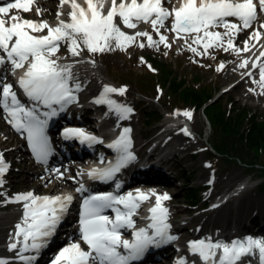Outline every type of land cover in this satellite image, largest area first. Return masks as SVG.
I'll list each match as a JSON object with an SVG mask.
<instances>
[{"label":"snow or ice","instance_id":"1","mask_svg":"<svg viewBox=\"0 0 264 264\" xmlns=\"http://www.w3.org/2000/svg\"><path fill=\"white\" fill-rule=\"evenodd\" d=\"M106 3L108 0H84L85 6H82L77 0H60V7L67 4L71 11L68 13V21L60 19L62 13L58 11L56 26L49 25L47 21L34 22L10 14L13 9L25 13L31 11L34 0H14L6 6H0V67L7 63L14 72L23 69L17 86L32 104L26 107L13 90V85L0 80V110L12 129L24 134L38 163H45L52 154L46 133L49 120L64 111L67 105L76 102L75 93L81 90L79 83L73 84L72 65H61L58 62L60 57L57 53L61 44L67 45L72 57H78L85 49L90 55H95L115 49L126 50V46L133 44L140 49L146 46L159 48L161 45L170 49L168 36L161 31L164 29L173 33L174 39L184 40L189 51L203 58L211 56L210 50H222L240 57L241 53L251 52L264 39V33L259 30L264 29L262 23L244 41L243 48L235 43L239 33L252 28L257 20V4L254 0H180V6H173L171 10L164 6L163 0H119V3L110 0V6L105 12ZM258 6L259 11L264 13V0H258ZM36 11L40 15L41 10L37 8ZM117 18L127 29H136L139 23L150 24L152 32L126 34L118 25ZM230 18L239 23L232 22ZM169 19L172 21L171 27L166 28ZM219 28L224 31H217ZM45 30L46 35L32 34ZM152 33L158 39H154ZM189 38L191 43H188ZM253 41L255 43H251ZM90 63L94 64L95 61ZM224 67L221 63L217 71ZM237 68L246 70L241 75L247 76L253 84L258 83L260 94L264 95V51L255 60L242 59ZM257 70L258 81L254 77ZM249 91L256 90L253 88ZM125 92L126 88L117 89L105 85L94 102L106 104L118 118L128 119L133 112L132 108L118 104L109 96L112 93L123 95ZM175 115L191 120L193 114L185 111ZM130 131V128L125 127L119 138L108 145L116 152L115 161L107 162L103 168L92 169L88 173L89 178L112 181L135 159L130 151ZM182 132L190 134L187 128L182 129ZM64 138L79 139L81 143L88 144L102 143L95 136L79 129H65ZM9 169L10 165L3 153H0V189L5 184L4 177ZM59 175L63 176L62 173ZM116 187L119 189L120 185ZM85 190L82 184L77 188V192ZM151 195L155 196V204L149 209L151 222L138 229L133 216L137 214L140 203L149 198L148 194L106 193L85 198L80 212L79 232L87 250L81 243L73 242L60 251L53 264H132L141 259L149 248L176 239L170 234L171 226L167 223L168 209L162 206V202L170 197L167 194ZM0 196L5 197V204L20 203L23 207L22 220L15 225L14 234H10L8 250L16 253L20 264H33L37 256L25 253H39L46 246L67 213L73 197H41L31 191L16 194L12 198L0 192ZM109 210L115 214L114 217L105 214ZM122 230H131L132 239H124ZM189 247L191 254L198 256L202 264H242L245 257L255 256L257 252L259 264H264V240L260 239L248 237L228 243L201 239L190 242ZM0 264L12 262L0 259Z\"/></svg>","mask_w":264,"mask_h":264},{"label":"rangeland","instance_id":"2","mask_svg":"<svg viewBox=\"0 0 264 264\" xmlns=\"http://www.w3.org/2000/svg\"><path fill=\"white\" fill-rule=\"evenodd\" d=\"M173 2L174 0H171V3H168V0H166L167 7L172 9L175 4ZM62 8L59 5L54 12L52 11L51 14L53 15L48 16L49 20H56V13L58 11L61 12V10L63 12ZM35 12L36 9H33L30 13H26L24 18L31 19L32 16L30 14L34 15ZM16 14L19 15L18 13ZM62 17L63 13L60 19ZM42 20L47 21L48 18L42 16ZM53 22L49 21L52 24ZM260 24L259 21L253 28H258ZM170 27L171 20L169 19L166 22V28ZM148 28L151 29L150 24L140 30L145 31ZM161 31L164 34H169L170 49L163 45L159 46V48L146 46L144 49H140L136 44H133L130 47L126 46V50L115 49L95 55L82 52L78 57L74 58L77 61H85L89 63L88 65L93 66L87 69V72L77 75L78 79L83 78L80 91L85 87L88 88V90L83 89L85 91L83 96L85 99L88 100L90 97L99 96L107 83H113L119 88H126V92L123 95L118 94L116 98L123 102H134L135 106H137L135 111L137 116L134 118L136 129L133 126L131 128L136 135V142L143 143L146 142L143 138L147 139L148 137L150 140L155 136L159 129L162 128L161 125L165 123L164 120L168 115H175L177 112L183 113L185 111H190L193 114L190 122L198 133H193L188 141L195 143L196 147L180 155V157L178 156L180 160L176 161L175 173L172 177L164 179L169 184L145 186L144 188L146 191L159 189L163 194H167L170 199L166 202L173 216L176 219L185 220L184 224L188 225L187 231L182 234L183 241L173 246L178 249L184 241L190 240V237H193L196 232L204 235L205 232L207 234L209 231L214 230L216 226L230 229L234 225H236L235 230L237 232H241V230L245 232V224L248 223L250 218H254V215L257 214L259 218L264 219V191H260V187L264 182L262 177L258 176L255 171H248L245 166L236 162V159L229 164H226L225 161L217 163L211 152L212 145L214 146V140L216 139L214 129L211 126V121L215 118V112L222 111L233 118L238 113V110L245 109L246 112L257 115L256 121H261L264 119V100L258 104L257 95L260 89H256L251 84V79L249 83H244L240 89L227 90V87L230 86V89L235 84L239 76L233 74L225 79V73L229 70L232 72L233 66L243 55L232 57L229 53H225L222 50H210L211 56L202 58L189 51L184 40L174 39V34L164 29H161ZM150 32H152V29ZM152 34L154 39H158L155 33ZM249 35V31L239 33L236 38V45L238 47L243 46ZM60 48L57 53L58 57L69 55L66 44ZM92 60L95 61L94 64L90 63ZM221 63L225 65L227 70L217 71ZM161 65H166L168 70L173 71L172 77H176L177 83L183 79L184 87L188 86V88L195 89L199 93H205L208 97L200 104L207 102L212 96L213 98L203 107H199L200 104L193 101L184 104V99L179 94L182 88L175 92L177 89H170L169 82L162 81V78H165L163 76L165 68ZM94 79L95 81L93 82ZM97 80L101 81L102 90L96 92L95 85ZM253 88H255L256 94L249 91V89ZM247 94L252 95H250L251 97H243ZM205 108L206 112L204 113ZM207 111H210V115L207 114ZM153 112H160L162 120L159 122L154 121L152 126L145 127L147 124L146 114ZM249 118L248 115V118L242 123V130L247 131L250 129ZM5 139L10 142L7 148L1 145ZM172 144L175 146L178 144L176 139ZM12 149L18 153L14 156L5 157V152ZM0 153H3L6 162L10 165L9 173L5 176V186L0 189V192H4L6 196L8 195L7 197L12 198L16 194L29 191L49 193L62 190L63 186L57 183L54 177L41 184V182L45 181L43 177H46L47 174L39 173L38 168L30 163L27 154L24 152V147L19 142V138L10 133L1 122ZM170 181L174 182L170 183ZM215 184L217 185L215 186ZM239 185H242L239 188L241 191H238L230 205L227 204L228 202L224 203L222 201L221 203L223 204L220 206H216L214 209L207 207L208 209L204 211L202 209L205 206L204 201H201L200 206L196 209L190 206V202H188L187 195L190 192V188H202L201 197L207 201L213 200L219 195L222 196L228 187L238 188ZM206 186L209 187L208 190H203V187ZM247 198L248 204H245ZM4 199V196H0V257H9V255H13L7 250L9 235L11 234L9 226L12 222L19 219L20 205L14 203L5 205ZM202 227L205 229L199 231ZM227 232L229 233V231Z\"/></svg>","mask_w":264,"mask_h":264},{"label":"bare ground","instance_id":"3","mask_svg":"<svg viewBox=\"0 0 264 264\" xmlns=\"http://www.w3.org/2000/svg\"><path fill=\"white\" fill-rule=\"evenodd\" d=\"M58 2H59V0H34V4L32 5L33 8L34 9L39 8L41 10V12H40V15H37V11H36L35 14H34L35 16L33 14H30V16H32V20L31 19H28V20H31V21H34V22H40L42 16H46L48 18V20H47L48 23H49V21H52V22L54 21L53 24L52 23H49V25L56 26V24L58 23V20L57 19L56 20H49V17L48 16H52L53 14H51V12L52 11L54 12V10L59 7L60 3L58 4ZM77 2L80 3L82 6H85L84 5V0H77ZM175 5H176L175 7H179L180 6V0H177V2L175 3ZM109 6H110V0H108V3H106V5H105V12L107 11V9H108ZM46 7H47V9H46ZM62 9H63V12L61 10V13H63V17L61 19L62 20H65V21H68V19H69L68 13L71 11V8H70L69 5L65 4ZM117 23H118V18H117ZM118 25L121 27V29L126 34H129V35H134L135 32L142 31L140 29H143V28H145L147 26V24H145V23H139V25H138V27L136 29H127L120 22L118 23ZM216 30L217 31H221V32L224 31L223 28H219V29H216ZM259 30L262 33H264V29H259ZM145 31L150 32L151 29L148 28V29H145ZM32 34L33 35H46L47 32L45 30L44 32H41V33H32ZM165 35L169 36L168 33H166ZM176 40H181V39H176ZM188 43H191V38L188 39ZM235 43H236V41H235ZM251 43H255V42L253 41ZM61 45H65V44H61ZM261 45H264V39H261L260 42L258 44H256L255 47L252 48V51L251 52L241 53V55H243V56L240 57L238 59V61L236 62V64L233 66V70H231L232 72H230V70H229V71H227V73H225V79L231 77L233 74L234 75L236 74V75L239 76V79L235 82V84L230 89H229L230 86L227 87V90L229 89L228 91H232V89H235V90L240 89V88L243 87L244 83H249L250 82V79L247 76H242L241 75V72L242 71H246V70L238 69L237 68V64L240 63V61L242 59H245V58L250 59V60H255L256 57H258L260 55V52L261 51H264V47H261ZM243 47H244V45L241 46L240 48H243ZM82 52H87V50L85 49ZM229 54L232 57H235L236 56L235 54H232V53H229ZM59 57H60V59H59L58 62H62V63H60L61 65H72L73 84L74 83H79L81 85V83H83L82 82L83 81V78L78 79V76L77 75L78 74H81L82 72H87V69H90V67H93V66L88 65L89 63H87L85 61L82 62V61L75 60V58L72 57L70 54L67 55L66 57H64V56H59ZM53 58L55 59L56 57H53ZM9 68H12L11 65H9ZM94 69H95V67H94ZM225 70H227L226 67H224L220 71L222 72V71H225ZM1 72L2 71L0 70V75H1ZM254 77H255L256 80L259 79L258 70L254 72ZM94 81H95V79L93 80V82ZM96 83L97 84L95 85V87H96L95 91L96 92L97 91H101L102 90V83H101V81L100 80H97ZM106 85L111 86V87H115V88L119 89L118 86L115 85V84H113V83H107ZM254 85L260 89V86H259L258 83L257 84H254ZM83 89L84 90H88L87 87H85ZM250 95H252V94H247V95H244L243 97H251ZM109 96H110L111 99L115 100L118 104L124 103L122 100H118L116 98L118 96V93H112V94H109ZM257 96H258V100H259V103L258 104H260L264 100V95H261L260 92H259V94ZM241 99H243V98L241 97ZM133 104H135V103L134 102H130L129 104H123V105H126V106L131 107V108H136V106H135L136 104L135 105H133ZM100 110L103 113L102 114V117L104 118V120H106V119H107V121L108 120L111 121L112 119H116V121L118 120V116L116 115V113L115 112L113 113L112 111H110L107 105H104L103 107H101ZM60 113L61 114H64L65 117H68L70 114H76L77 113V110L75 109L74 106L73 107L66 106V109L64 111H61ZM204 113H205V110H204ZM59 116H60L59 117V120L62 119V116L61 115H59ZM131 118H132V121H130V122H132L131 125L136 129V121L134 120V118H136V116H132ZM165 119H166L164 121L165 124L162 127V128L165 129V131H164V133H162L161 135H159L158 137H156L159 140L158 147L160 149L170 148L171 150L176 151L178 155H182V154L187 153L192 148L196 147L195 146L196 145L195 143H193L192 141H188L189 138H191V135L193 133H196V134L198 133V131L191 124L190 120H188V119H186V118H184L182 116H176V115H168V116H166ZM119 120H120V118H119ZM121 120H125V119H121ZM118 121H117V124H118ZM125 122L126 121H122V124L124 126H125ZM172 124H173V127H172ZM132 126H130V127L132 128ZM184 128H187L188 129V131L190 133L189 135H185L182 132V129H184ZM105 131L108 134H113L115 132V136H114V138L112 140H114L116 138V136H119V134L121 133V130L118 127L116 128V124L114 122H111V126H109ZM133 133L134 132L130 133L129 136L130 137L133 136ZM175 139H176L177 143L179 144V146H178V144H176L177 147L175 145L171 144ZM130 140H131V142L133 141L132 138H130ZM9 144H10L9 140L8 139H5V140L2 141V144L1 145L4 146L5 148H7L9 146ZM154 144H155V142H154ZM160 149H158V151L155 152V156H157V154L160 156V154H161L160 153V151H161ZM17 153L18 152H14V149H12L10 151L7 150L5 152V157L6 156L7 157L14 156ZM167 156H168V154L166 156L165 155H162L161 157L168 158ZM106 164H107V162H105V165ZM164 165H167V164H164ZM150 166H153V165L151 164ZM88 168H91V167L84 166L83 170L80 169V171L82 173H86ZM61 172H62V170L60 171V173ZM133 175H136V173H134ZM52 176L53 175L43 177V179H45V181L44 182H41V184H43L46 181L50 180L52 178ZM136 176H138V175H136ZM163 177H164L163 172L162 171H157L156 178H158L160 180ZM61 180L62 181H66V182L63 183V185H66V184L69 183V181L66 180L64 176L61 177ZM216 185L217 184H215V186ZM135 191L136 190L133 189V188L132 189H129V192H131L133 195H136L138 193V191H136V192ZM238 191H241V190H239L237 188H231V187L229 188L228 187V189L224 193H226V195H230V194L231 195L232 194L237 195ZM145 193L148 194V196H149V203H146L145 205L142 206V209L148 208L146 210V212H145L143 221L144 222L145 221L148 222V221H150V219H149V216H150L149 209L151 207H153L154 204H155V196H152L151 194L152 193H156L157 195H163V193L160 192L159 190L148 191V192H145ZM67 195H70V194L67 193ZM40 196H46V195H40ZM233 196L229 197V200H228V203L227 204L230 205L231 202H233V201H231L233 199ZM226 201H227V199H226ZM215 202H217V201H215ZM245 204H248V198L246 199V203ZM20 213H21V215L19 217L21 218L20 219V221H21L22 220V216H23V208L21 209ZM222 237H217L216 240L219 239V238H222ZM53 240H51V242ZM228 242H230V241L225 240L223 243H228ZM46 247H44V248H46ZM188 248H189V246H188V244L186 242L182 243V245L180 247V254H178L179 258L177 259V261L178 262H181V263H182V261H185L188 264L189 263H195V262L196 263L199 262V263L202 264V262H201V260L199 259L198 256H187V249ZM39 253H41V250H40ZM55 258H56V256H55ZM54 260L55 259H53L52 262Z\"/></svg>","mask_w":264,"mask_h":264},{"label":"trees","instance_id":"4","mask_svg":"<svg viewBox=\"0 0 264 264\" xmlns=\"http://www.w3.org/2000/svg\"><path fill=\"white\" fill-rule=\"evenodd\" d=\"M161 66L165 68V74H163L165 78H162V81L169 82L170 89H177L175 92L182 88L179 94L182 95L185 102L184 104L192 101L200 104V102L208 97L203 92L199 93L195 89L188 88V86L184 87L183 79L177 83L176 77H172L173 71L168 70L166 65ZM157 78L159 77L157 76ZM212 98L213 96L210 97L207 102L201 103L199 107L207 105ZM207 114L210 115V111H207ZM248 115L250 117V129L247 131L242 130V123L245 122ZM243 116L244 118L242 119ZM146 117L147 123L151 125L155 119H160L161 115L160 112H153L148 113ZM214 117L215 118L211 121V125L216 135L213 148L217 155L215 156L212 154V157L216 159L217 163L225 161L226 164L236 159V162L241 163V165L245 166L250 172L255 171L258 176L262 177L264 180V119L256 121L257 115L250 114V112H246L245 109L238 110V113L233 118L229 115L227 116L225 112L223 113L222 111L215 112ZM189 190L190 192L187 195L188 202L198 204L201 199V190L195 188H190ZM260 190L264 191V182Z\"/></svg>","mask_w":264,"mask_h":264}]
</instances>
